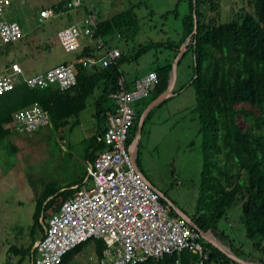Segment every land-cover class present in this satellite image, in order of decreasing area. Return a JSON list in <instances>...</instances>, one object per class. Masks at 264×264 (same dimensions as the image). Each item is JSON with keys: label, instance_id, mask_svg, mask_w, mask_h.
I'll return each instance as SVG.
<instances>
[{"label": "trees", "instance_id": "1", "mask_svg": "<svg viewBox=\"0 0 264 264\" xmlns=\"http://www.w3.org/2000/svg\"><path fill=\"white\" fill-rule=\"evenodd\" d=\"M243 1L245 7L239 9L232 20L221 23L210 16V12L220 16L221 0H197L198 32L195 33V1L179 0L177 9L182 3H187L189 11L182 19L178 40L152 42L140 47L135 56L124 53L109 68L90 70L78 62L97 58L95 40L99 37L105 40L109 48H118L111 45L118 36H128L130 39L138 36L141 26L136 10L142 8V4L133 5L110 19L99 20L97 16L95 38H85L89 45L77 53L75 67L78 82L75 87L67 91L57 87L32 89L22 83L14 90L0 95V146H5L10 154H15L17 149L11 145L9 138L20 133L17 130L16 114L36 104L49 115L50 124L46 129H51L57 135H62L67 128L74 131L83 123L80 115L88 108L89 100L99 92L93 117L97 136L88 140L90 144L86 151L88 164L95 163L99 155L107 150L102 138L106 133L108 118L115 113L111 95L121 90V81L125 78L122 66L157 49L169 50L177 58L181 48L190 40L179 66L191 56L192 63L188 67L193 70L194 76L176 90L172 98L154 108L146 117L138 152V167L143 173L145 138L149 135L150 126L154 124L157 110L169 104L178 93L193 88L205 164L200 184L196 187L199 198L192 213L178 203H173L189 215L202 232H212L224 245L229 244L237 257L264 264V0ZM72 6L71 1L62 2L54 8L55 13L68 12ZM175 12L179 17V10ZM89 13V16L93 14ZM12 45L3 48L9 49ZM173 65L174 62L167 59L165 64L154 67L152 72L157 73L159 82L142 108L137 107L140 103L136 105L137 119L131 129L130 147L137 140L143 114L152 102L169 89ZM9 70L12 72L11 67ZM125 87L130 89L126 82ZM62 139L65 140L63 135ZM86 185L88 183L85 180L60 188L53 184L47 185L36 202L29 243L12 245L10 254L22 260L27 257L32 260L33 248L45 234L46 224L42 220L46 214L52 216L58 212L65 202L73 199ZM162 202L169 205L163 198ZM238 204L242 206L246 238L253 243L260 257L247 255L242 249L235 250L233 241L220 227L221 221L226 220L229 212ZM171 208L172 215L180 217ZM92 243L96 245L97 255L102 257L106 243L93 239L72 250L62 264H68ZM203 243L209 252L203 264H239L213 244L205 240ZM146 264H202V258L191 251H183L158 262L150 260Z\"/></svg>", "mask_w": 264, "mask_h": 264}, {"label": "rangeland", "instance_id": "2", "mask_svg": "<svg viewBox=\"0 0 264 264\" xmlns=\"http://www.w3.org/2000/svg\"><path fill=\"white\" fill-rule=\"evenodd\" d=\"M65 1L76 2L13 0L9 20L20 24L24 38L9 49L0 51V74L15 63L22 66L26 77L46 72L62 63H74L77 53L64 50L58 33L72 24L84 26L89 12L98 16L99 20H106L133 5L142 4V8L136 10L141 26L138 36L130 39L121 35L111 42L123 53L135 56L140 47L152 42L178 40L182 19L189 11L187 3H182L177 9L179 0H81L83 7L72 6L68 12L55 13L54 8ZM243 7V0H221L220 16L211 12L210 16L221 23L230 22ZM50 10L54 15L45 19L43 13ZM176 10H179V17L175 14ZM80 41L82 45L86 42L85 35ZM167 59L175 62L177 58L169 50L157 49L125 63L122 70L125 76L135 77L153 71L157 65L165 64ZM191 63L192 57L189 56L179 66L177 90L192 80L194 72L188 67ZM98 97L99 92L91 97L88 108L80 115L82 121L93 119ZM149 97L139 102L137 107L142 108ZM195 109V91L187 88L157 110L154 124L145 138L142 162L143 173L152 185L189 213H192L199 198L196 187L200 184L205 164ZM62 135H57L51 129H41L32 135H13L9 139L17 149L15 154L0 146V264H32L31 258L22 260L10 254L9 249L12 245L29 243L36 202L47 185L60 188L87 178L86 151L90 144L87 134L79 127L74 131L67 128ZM178 181H181V185ZM49 217L46 214L42 220L44 224H47ZM242 218V206L238 204L229 212L226 220L221 221L220 227L233 241L235 250L242 249L247 255L260 257L253 243L246 238ZM207 237L215 239L212 234ZM226 250L232 252L230 248ZM68 264H99L95 243L88 244Z\"/></svg>", "mask_w": 264, "mask_h": 264}, {"label": "built area", "instance_id": "3", "mask_svg": "<svg viewBox=\"0 0 264 264\" xmlns=\"http://www.w3.org/2000/svg\"><path fill=\"white\" fill-rule=\"evenodd\" d=\"M82 5L81 0L73 4L77 8ZM12 6L13 0H0V50L24 38L20 24L9 20ZM53 15L52 10L43 13L45 19ZM97 24L92 14L84 26L65 28L58 33L60 44L68 53L80 51V39L85 35L93 40ZM95 46L97 58L80 61L90 70L109 68L123 57L120 49L109 48L101 37L95 40ZM77 76L72 64H61L30 77L24 75L20 65L13 64L12 72L0 74V95L22 83L32 89L57 87L67 91L77 85ZM158 82L157 73L150 72L138 78L130 89L122 80L121 90L111 95L115 113L108 118L102 138L107 150L95 163L87 164L88 185L48 218L44 237L33 248L32 264H62L72 250L93 239L106 243L100 264L158 262L183 251L198 254L202 264L209 257L203 240H212L183 218L172 215L171 206L165 205L161 194L142 177L135 146H129L137 119L136 105L151 95ZM16 120L21 134L36 133L50 124L48 113L38 104L16 114Z\"/></svg>", "mask_w": 264, "mask_h": 264}, {"label": "water", "instance_id": "4", "mask_svg": "<svg viewBox=\"0 0 264 264\" xmlns=\"http://www.w3.org/2000/svg\"><path fill=\"white\" fill-rule=\"evenodd\" d=\"M195 1V11H194V16H195V33L198 32V19H197V0ZM190 40L187 41V43L181 48V52L178 55L177 59L174 62L173 65V71H172V75H171V80H170V86L169 89L163 94L161 95L157 100H155L154 102H152V104L149 106V108L146 110V112L143 114L141 120H140V124H139V131H138V136H137V140L134 143L135 146V150L136 153L138 154L139 152V148H140V143H141V139H142V133H143V128H144V122L146 117L148 116V114L157 106H159L161 103H163L164 101L172 98L174 96L173 94V90L175 88V85L177 83V77H178V68H179V62L181 61L183 55L187 52V46L189 45ZM96 125V121L95 119H91L88 121H85L82 123V128L84 129L85 133L87 134L88 138H92L97 136V130L95 128ZM142 177L146 180V182L154 189H156L152 183L147 179V177L141 172V170L139 169ZM157 190V189H156ZM162 198L164 200L167 201V203L173 207V209L176 211V213L183 218L184 220H186L190 225H192V227L198 231H200L203 235L207 236L208 234H212V232L209 233H204L202 232L199 227L195 224V222L192 220V218L187 215L180 207H178L177 205H175L171 200H169L165 194L159 190H157ZM213 235V234H212ZM212 244L218 248L219 250H221L222 252H224L226 255H228L232 260H234L235 262L239 263V264H253L251 262H248L246 260H243L239 257H237L233 252H229L226 250V248L218 241V239L215 237L214 240H212Z\"/></svg>", "mask_w": 264, "mask_h": 264}, {"label": "crops", "instance_id": "5", "mask_svg": "<svg viewBox=\"0 0 264 264\" xmlns=\"http://www.w3.org/2000/svg\"><path fill=\"white\" fill-rule=\"evenodd\" d=\"M89 44L86 42V43H84L83 45H82V50L84 49V48H86L87 46H88ZM62 64H64V63H62ZM69 64H71V63H69ZM20 65V64H19ZM21 66V65H20ZM22 67V66H21ZM24 70V69H23ZM7 71L9 72L10 70H9V68L7 69ZM150 72H152V71H150ZM149 72V73H150ZM44 73V72H43ZM39 74V73H38ZM146 74H148V73H146ZM146 74H143V75H137V76H133V77H131V76H125V78H124V80H125V82L130 86V88H132L133 87V85H134V82L138 79V78H140V77H142V76H144V75H146ZM178 77H179V72H178ZM177 77V83H176V85H175V88H174V90H173V93L177 90L176 88H177V85H178V81H179V78ZM178 94H180V93H178ZM94 119V118H93ZM82 122H85V121H82ZM81 127H82V125H81ZM95 128L97 129V126L95 125ZM87 164H88V162H87ZM75 188V187H74ZM219 241V240H218ZM226 249L228 248V250H229V244H228V246H226V245H224L221 241H219ZM231 249V248H230ZM232 251V250H231ZM95 252H96V245H95ZM96 254H97V252H96ZM103 254H104V252H103ZM98 256V255H97ZM104 256V255H103ZM103 256L102 257H99V264H100V262H101V260L103 259ZM244 260V259H243ZM249 262V261H248ZM253 264H255V263H253Z\"/></svg>", "mask_w": 264, "mask_h": 264}, {"label": "clouds", "instance_id": "6", "mask_svg": "<svg viewBox=\"0 0 264 264\" xmlns=\"http://www.w3.org/2000/svg\"><path fill=\"white\" fill-rule=\"evenodd\" d=\"M73 25V24H72ZM71 26V25H70ZM82 44V43H81ZM119 49V48H118ZM80 51H82V49L80 50ZM80 51H78V52H76V53H79ZM123 55H124V53H123ZM82 61V60H81ZM78 63H80V61L78 62ZM15 64H18V63H15ZM64 64H67V65H74L75 66V62L74 63H71V64H68V63H64ZM19 65V64H18ZM12 68V67H11ZM22 68V67H21ZM76 68V67H75ZM23 69V68H22ZM52 69V68H51ZM50 70V69H49ZM24 71V70H23ZM77 71V70H76ZM38 74V73H37ZM40 74V73H39ZM77 75H78V73H77ZM78 77V76H77ZM37 133V132H36ZM33 134H35V133H33ZM18 135H32V134H21V133H19ZM179 182V181H178ZM211 244H212V241L210 242ZM146 264V263H145Z\"/></svg>", "mask_w": 264, "mask_h": 264}]
</instances>
